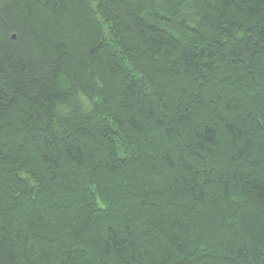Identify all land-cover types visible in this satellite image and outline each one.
Listing matches in <instances>:
<instances>
[{
	"label": "trees",
	"instance_id": "trees-1",
	"mask_svg": "<svg viewBox=\"0 0 264 264\" xmlns=\"http://www.w3.org/2000/svg\"><path fill=\"white\" fill-rule=\"evenodd\" d=\"M0 264H264V0H0Z\"/></svg>",
	"mask_w": 264,
	"mask_h": 264
}]
</instances>
